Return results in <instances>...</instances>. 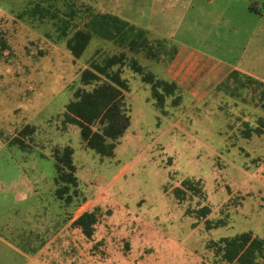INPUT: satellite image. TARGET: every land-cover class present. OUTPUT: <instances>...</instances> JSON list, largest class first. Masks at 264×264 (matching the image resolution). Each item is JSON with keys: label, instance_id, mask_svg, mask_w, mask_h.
Here are the masks:
<instances>
[{"label": "rangeland", "instance_id": "obj_1", "mask_svg": "<svg viewBox=\"0 0 264 264\" xmlns=\"http://www.w3.org/2000/svg\"><path fill=\"white\" fill-rule=\"evenodd\" d=\"M117 1L0 0L7 44L0 47V264H227L212 242L247 231L264 239V134L240 133L245 122L264 119L256 94L245 90L244 103L209 85L186 107L168 102L174 116L158 118L146 102L150 87L126 64L130 125L112 157L87 149L78 127L63 122L65 105L83 87L82 71L122 49L93 38L75 58L52 21L33 19L30 10L66 2L116 13L124 6ZM256 2L257 13L240 0H127L124 7L143 25L159 21L161 38L173 47L186 45L264 82V4ZM137 61L155 73L154 61ZM26 126L31 132L21 136ZM16 137L24 147L12 142ZM65 146L78 179L70 204L55 195L53 152ZM187 178L201 184L204 197L175 199L172 189ZM204 205L211 210L206 219L225 224L207 229L186 213ZM96 208L101 214L87 239L71 223Z\"/></svg>", "mask_w": 264, "mask_h": 264}, {"label": "trees", "instance_id": "obj_2", "mask_svg": "<svg viewBox=\"0 0 264 264\" xmlns=\"http://www.w3.org/2000/svg\"><path fill=\"white\" fill-rule=\"evenodd\" d=\"M50 6L54 10L58 9L57 12H53ZM49 7L37 4L28 14L33 15L32 17L36 16L33 19L52 21L51 24L59 33L58 40H65L67 50L75 58H80L85 53L93 38L111 42L124 50L119 54L93 60L81 74L83 87L74 92L73 99L66 105L64 122L78 127L81 140L87 149L102 157H112L116 142L128 127L129 116L123 103V91L128 90V86L121 77L126 64H129V67L141 76L142 81L149 85L150 98L147 101L159 115L168 118L174 116L167 109L168 102L172 107H181L183 104L186 107L193 101L186 98L175 82L167 78H158L153 73H145L138 64L139 56L154 62L169 63L175 51L164 50L162 47L170 44V41L156 39L152 31L111 12H96L89 6L78 8L75 4L66 2L60 8L53 4ZM249 10L258 12L254 5H250ZM0 47L7 48L2 37H0ZM128 53L132 56L130 59ZM88 86L93 87L88 89L86 88ZM216 90L240 98L244 103L249 102L244 96L247 94L245 90H248L254 96L257 95L256 106L264 110V82L238 69L232 70ZM243 126L240 133L244 138L264 134L263 118H259L255 126L247 122ZM30 132L31 128L25 127L20 134L22 136ZM12 142L20 147L25 146L23 140L18 137ZM53 159L57 186L55 195L66 204H70L78 193L73 150L69 146L55 149ZM172 194L179 202L184 201L188 194L204 197L201 184L191 178L183 180L181 186L173 188ZM210 212L208 205L186 210L188 215L197 220L204 219L207 229L225 224L223 220L212 222L206 219ZM100 214L97 208L93 211H85L71 225L79 229L84 237L91 239ZM210 247L214 248L219 260L227 264H258L259 260L264 259V239L254 236L251 231L224 237L219 242H212Z\"/></svg>", "mask_w": 264, "mask_h": 264}, {"label": "crops", "instance_id": "obj_3", "mask_svg": "<svg viewBox=\"0 0 264 264\" xmlns=\"http://www.w3.org/2000/svg\"><path fill=\"white\" fill-rule=\"evenodd\" d=\"M240 1H242L243 3H245L247 5L248 10H249L250 5H256V3H257L256 2L257 0H240ZM115 3H118V4L125 6V5H127V0H118ZM262 4H264V0H263ZM124 6L122 7L121 12H116L114 14L120 16L121 18H124V19L130 21L131 23H133L137 26H140V27H143L145 29L152 31L154 33L156 39L163 40L161 37L164 35V33L162 32L161 24L159 23V21H157L154 24L153 28H151V26L149 24L143 25L141 20H140V17L136 16L135 13L132 14L133 16L130 18L129 13L125 11L127 6L126 7H124ZM136 21H139V23ZM168 41H170V44L163 45L162 49L164 48V50L175 51L174 57L167 64H163V61L154 62V67H155V73L154 74L158 78H167L170 81L175 82L178 85V87L180 88V90L182 91V93L186 96L187 99L196 101L198 98H200V99L203 98V93L206 90L207 86L213 85L216 88L217 85L222 80H224L227 77V75L234 69H238L239 71H241L247 75L252 76L250 73L246 72L245 70L239 69V68L232 66V65H227V64L224 65L223 63H211V62H209L208 59H205L203 57L202 53H199V52L193 50L192 48H189L186 45H181L179 48H175V47H173V44L171 43L172 41L171 40H168ZM122 51H124V50L122 49ZM124 70H125V67H124ZM126 72L127 71H124V72L122 71L121 77L126 82V84L128 86V90L123 91V103H124V107L126 109V113L129 116V124H128V127H129V125H130V114H129V112L130 111L126 107L125 94L127 96V93L130 92V88H129L128 80H127V78H125V76H127V75H125ZM137 75H139V74H137ZM138 77L143 84H146L142 81V78L140 75ZM252 77H254V76H252ZM80 81H81V76H80ZM148 98H150V97H148ZM148 98H147V100H148ZM147 100H146V102L150 105V103ZM66 105L64 108L65 110L63 112V117H64V114L66 112ZM160 116L161 115L158 114V118H160ZM63 122H64V120H63ZM156 124H158V120H157ZM26 127H29V126H26ZM128 127L126 128L124 134L126 133ZM65 147H67V146H65ZM86 211H89V210H86ZM91 211H93V210H91ZM83 212H85V211H83ZM82 213H80L79 215H81ZM96 225H97V223L95 224V229H96ZM17 252L20 253V251H17ZM20 254L22 256L27 257V259L30 262H35V259L33 257H28L27 255H24L22 253H20Z\"/></svg>", "mask_w": 264, "mask_h": 264}]
</instances>
